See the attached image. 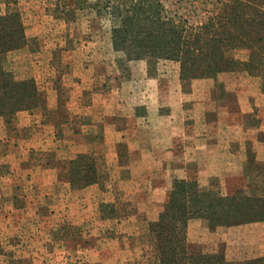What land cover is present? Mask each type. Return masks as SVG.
<instances>
[{
	"label": "crops",
	"instance_id": "obj_1",
	"mask_svg": "<svg viewBox=\"0 0 264 264\" xmlns=\"http://www.w3.org/2000/svg\"><path fill=\"white\" fill-rule=\"evenodd\" d=\"M107 46L106 51L83 48L66 51L67 63L72 64L76 72L71 73V86L77 94L75 99H70L68 106L77 113L82 111L85 122L81 127L74 128V139L64 143V147H60L63 143L58 139L59 127L64 131V124H58V112L54 105L57 97L48 86L51 101L49 121L41 114L37 115L35 110L18 113L20 125L34 124L36 135L32 139H39L40 147L32 143H29V147L24 143L21 140L22 132L7 135L9 125L0 116V157L2 149L5 153L3 159L0 158V232L7 230L10 218L19 217L17 229H20L19 233L24 230V237H29L26 240L22 234H18L20 244L0 242V264H70L69 250L61 251V255L54 250L57 247L53 244V250L47 249L50 242L44 236H51L47 232L55 230L52 228L55 226L53 222L65 213L72 217L74 227H90L89 220L85 222V217L90 215L89 212L85 214L89 207L88 210L84 207L90 201L94 206L106 202L101 199L104 192L100 185L103 183L73 189L69 182L58 179L59 161L64 163L77 153L93 152L98 158L103 156V162H113L114 168L125 169L128 177L115 180L149 185L147 200L160 201L161 204L166 202L176 178H195L203 184L211 180H230L232 176H235L232 180L243 178L246 145L241 136L235 140V133L233 136L228 125V116L208 118V111L213 107L216 80L193 79L186 83L180 78L179 63L169 60H161L153 75L149 74V66L144 60L129 61L126 63L129 75L124 77L117 59L125 60V57L114 50L111 39ZM24 49L15 51L22 55ZM27 68L24 65L17 70L20 79L29 77L24 70ZM231 74L233 72H223L217 78L227 82ZM31 75L36 78V74ZM98 85L105 87V90L102 87L101 94H95L98 90H95V86ZM86 88L92 98L84 100L81 92ZM227 113L230 117V113ZM26 128L27 132L32 130ZM75 137L81 140L75 142ZM31 146L38 149V157H32ZM256 149H264V146L258 144ZM7 163L23 170L22 180H16L18 169L11 174L7 171ZM32 170L34 173L30 174ZM27 189L30 193L25 194ZM52 196L53 201L49 203ZM56 196L68 198L64 209L62 202L65 200L60 198L56 204ZM15 199H19L21 204L16 205ZM161 204L150 221L158 218L163 208ZM48 205L52 208V215L42 211ZM94 209L97 211L95 216L100 219L101 209L97 206ZM48 217L54 219L50 220L48 230H44L43 224L48 222ZM198 224L203 222L199 219L190 221L188 238L195 235L194 229ZM101 227L97 228L103 230ZM30 228L32 231L27 235ZM208 233L206 228L202 229L198 239L201 240L200 235ZM12 249L18 250L17 260L12 257ZM121 251L111 249L106 254L97 243L84 245L77 250L83 254L87 264H106L107 259L114 263L122 261Z\"/></svg>",
	"mask_w": 264,
	"mask_h": 264
},
{
	"label": "rangeland",
	"instance_id": "obj_2",
	"mask_svg": "<svg viewBox=\"0 0 264 264\" xmlns=\"http://www.w3.org/2000/svg\"><path fill=\"white\" fill-rule=\"evenodd\" d=\"M57 1L58 0H0V14L7 13L11 10H17L21 13L22 20L26 26L27 37L30 39L29 44L23 47L25 49L22 51V55L14 50L11 53L1 56L0 63H2L4 68L12 72L17 79H20L17 70H20L19 67L21 68L24 65L28 66L27 69H24L26 75H29L27 78H35L34 75L31 74H36L37 79L35 78V80L39 90L44 96L45 102L31 110L22 111L32 112L35 110L38 112L37 115L41 114L43 118L49 121L51 101L47 86L49 90H53L57 97V102L54 105L58 112V124H64V131L59 127L60 125L58 126L60 131L58 139L63 143L60 147H64V143L66 144L68 141L74 139L72 136L74 128L81 127L82 123L85 122V115L82 111H80L81 113H77L70 110L68 106L70 99H75L77 94L71 86L73 83L71 79L72 74L76 72H74L72 64L67 63L69 59L66 51L68 49L75 50L78 48L89 51L92 49H103V51H106L108 47L107 43L111 39L112 22L107 16L100 17L91 9L78 11L75 18L72 17L73 14L68 16V13H66L67 17H63L56 9ZM59 1H61V6L67 4L65 5L67 10L72 8V0ZM214 1L215 0H164V3L171 14H180L193 22H197L205 16V6H207V8L211 7V3L208 2ZM203 2L207 3L205 4ZM232 54L237 59L246 60L249 51L246 49H235L232 51ZM117 62L119 67L123 70L122 76H128L129 72L126 68L127 62L123 59L120 61L117 59ZM229 72H233V74L230 75V79L226 80L227 82L218 78L215 81L212 102L213 107L208 111V118L215 119L222 115L228 116V125H230L229 128L233 136L235 133V140L238 136H241L242 142L246 145V164L248 148L253 149L257 154L258 160L264 162V149H256V145L258 144L264 146V142L260 141V139L264 137V93L261 90L260 78L251 76L245 71ZM149 74L153 75L154 71L150 72L149 69ZM218 82L224 84L225 93H222L218 86ZM102 87L103 85L95 86V90L98 89L95 94H101ZM103 88L105 90V87ZM89 92L88 88L82 90L81 94L82 97L85 98L84 100L92 98ZM19 112L14 115L11 124L6 128V134L22 132L23 137L21 140L24 143L29 147V143H32L36 147H40L41 141H39V139H32L34 135H36L34 124H26L27 127L32 129L27 132L26 126L19 124ZM227 112L230 113V117ZM78 140H81V138L75 137V142ZM57 147L60 149L59 146ZM31 148L32 157H38L36 154L38 149L33 148V146H31ZM1 154L0 158L3 159V155L5 154L4 149L1 150ZM94 155L98 160V183L104 184L100 185V188L104 192L101 199L106 200V202H101L96 206L102 209L104 205L103 208L105 209V213L111 217L104 218L101 216L100 219H98L94 214L97 212L96 209H94L96 206L90 201V204H86L84 208L88 210L89 207V211H86L85 214L89 212L90 215L89 217H85V222L89 220L91 226L82 229V227L79 226L74 227L72 223L73 219H71L72 217H69L65 213L59 220L56 218L53 222L55 226L52 228H55V230L53 229L51 232H47L50 233L51 236H44V239L48 238L47 242H50V245H48L49 248L47 249L53 250L51 244L57 247L54 248V250L56 249L58 253L67 249L69 250L68 257L71 259L70 264H87L83 254L78 253L77 250L84 245H94L97 243L102 246V250H104L106 254H108L111 249H116V251H119V249L122 250L120 253L122 261L119 260L114 263L110 259H107L108 261L106 264H145V262H149L154 256V245L148 235L149 222L150 219L156 215L159 208L158 206H160L161 203H159L160 201L152 202L150 199L147 200V194L150 192L149 185H140L139 182L136 183L134 181L133 183H128L126 180H115L119 177L123 179L128 177L127 171L125 169L118 170L114 168L113 162L110 163L107 161V163H105V161H102L104 158L103 156L98 158L96 154ZM68 160L64 161V163L60 160L58 163V179L67 182L69 181L65 177L67 172L65 164ZM4 162H6V160H4ZM5 166L9 167L7 171L10 174L14 173V171L16 173V169H18L16 180H22L21 173L23 170L21 168H18L17 165L13 166L8 163ZM245 171L246 167L243 170V178L241 180H232L235 178V176H232L230 180H211L208 184L199 183L204 189H213L225 194L234 193L239 188L245 187L247 189V186L253 181L245 174ZM33 173L34 170L30 172V174ZM24 189H26V187ZM28 193H30V190L27 189L25 194ZM141 193L145 195L142 196ZM23 195L24 194H21V196ZM60 198L61 197L56 196V204H58ZM61 199L65 200L62 202V209H64L65 204L68 203V201L66 202L68 198L62 197ZM113 199L115 201H112ZM52 201L53 196L49 199V203ZM14 202L16 205L21 204L19 199H15ZM106 204L110 205L105 206ZM161 205L164 204L162 203ZM67 208L68 207H66L64 211H66ZM42 211L44 214L52 215L51 213H53L50 205L45 206ZM18 218L19 217H12L9 219V223H7L6 226L7 230L5 232H0V242L9 241L12 244H20L18 234H22L23 238L26 240L29 239L28 236L27 238L24 237L26 234L24 230H22L23 233H19L20 229H17L19 225ZM53 219L52 217L47 218L48 222L43 224L44 230H48L50 220L52 221ZM199 220L203 222V224L196 225V230L194 229L195 235L188 238L194 252H223L229 261H243L264 255V222L246 223L231 227L221 226L215 231H210L207 225H205L206 222L202 221V219ZM91 222L95 225H92ZM69 226L71 229H69L68 233L66 229L61 230ZM97 227H101L104 231L99 230ZM204 228H206V232L210 233L204 236L200 235L202 239L199 240V231H202ZM30 231H32V228L28 229L27 235ZM12 253L16 255L14 256V254H12L13 259L17 260L19 255L18 250L12 249ZM60 254L63 255V253Z\"/></svg>",
	"mask_w": 264,
	"mask_h": 264
},
{
	"label": "trees",
	"instance_id": "obj_3",
	"mask_svg": "<svg viewBox=\"0 0 264 264\" xmlns=\"http://www.w3.org/2000/svg\"><path fill=\"white\" fill-rule=\"evenodd\" d=\"M57 2L56 9L63 17L68 13L75 18L78 11L85 9L107 16L112 22L113 48L123 54L126 62L144 60L150 72L161 60L178 62L180 78L186 83L193 79L217 80L223 72L245 71L260 78L264 93V0L208 2L211 7L205 6L206 14L197 22L171 14L164 0H72L68 10L67 4ZM29 42L20 12L0 14V57ZM235 49L248 50V58L234 57ZM218 86L225 93L224 84L218 82ZM44 102L35 78L17 79L0 63V116L8 125L17 112ZM260 141L264 142V137ZM247 155L245 174L253 180L247 189L225 194L202 188L197 179H174L158 218L149 222L154 256L145 264H264V255L229 261L223 252H194L188 240L193 219L205 221L210 231L264 222V162L251 148ZM65 169L73 189L99 182L98 160L93 153L77 154L66 162ZM103 206L102 217H111ZM65 229L68 233L71 227L61 230Z\"/></svg>",
	"mask_w": 264,
	"mask_h": 264
}]
</instances>
